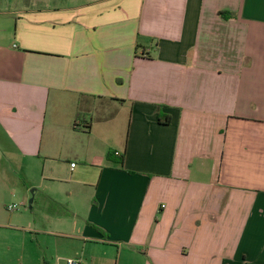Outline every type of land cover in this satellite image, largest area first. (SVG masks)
I'll return each instance as SVG.
<instances>
[{"label": "crops", "instance_id": "obj_1", "mask_svg": "<svg viewBox=\"0 0 264 264\" xmlns=\"http://www.w3.org/2000/svg\"><path fill=\"white\" fill-rule=\"evenodd\" d=\"M0 136L82 186L0 264H264V0H0Z\"/></svg>", "mask_w": 264, "mask_h": 264}, {"label": "rangeland", "instance_id": "obj_2", "mask_svg": "<svg viewBox=\"0 0 264 264\" xmlns=\"http://www.w3.org/2000/svg\"><path fill=\"white\" fill-rule=\"evenodd\" d=\"M86 142H88L87 139L84 141L80 139L81 144L85 145ZM81 144L80 146L83 147ZM1 145L5 148L3 149ZM73 161L78 166H81L76 160ZM43 169V163L18 155L13 150V147L6 142L5 138H1L0 136V193L4 195L6 207L11 205L19 207L11 212L26 214L21 219L20 225L22 227L28 226L29 221L33 219L31 209L35 212L49 208L48 202L45 201V196H47L49 191L54 193L56 199L64 201L56 200V202L70 210L68 200H72L71 197L79 194L82 190V186L77 184L76 181H67L68 169L64 162L54 160L48 163L47 169L52 174L49 172L47 174L50 175V179H55V182L47 183L44 181ZM65 222H69V224L77 222L78 224L79 221L70 219V221ZM58 230L70 234L74 233L72 228L63 229L62 227H58ZM30 237L31 235L27 234L25 239H22V255L26 260L31 257L39 246Z\"/></svg>", "mask_w": 264, "mask_h": 264}, {"label": "trees", "instance_id": "obj_3", "mask_svg": "<svg viewBox=\"0 0 264 264\" xmlns=\"http://www.w3.org/2000/svg\"><path fill=\"white\" fill-rule=\"evenodd\" d=\"M115 156V153H110L108 155V159L109 161H113L114 160V157ZM117 162H119L120 164L123 163L122 159L120 160H117ZM47 201V200H46ZM49 205V209H53L54 211H57V215L61 216V217H64V216H70L71 215V212L69 209L65 208V206L63 205H60L59 203L53 201V200H49L48 199V204Z\"/></svg>", "mask_w": 264, "mask_h": 264}, {"label": "built area", "instance_id": "obj_4", "mask_svg": "<svg viewBox=\"0 0 264 264\" xmlns=\"http://www.w3.org/2000/svg\"><path fill=\"white\" fill-rule=\"evenodd\" d=\"M115 155L119 156L120 153L115 152ZM75 167H76V164H71V168H75ZM18 208L19 207L16 206V205H11V206H8L7 210L11 212V211H14V210H16ZM67 262H68V264H82L79 260H75V259H70Z\"/></svg>", "mask_w": 264, "mask_h": 264}]
</instances>
